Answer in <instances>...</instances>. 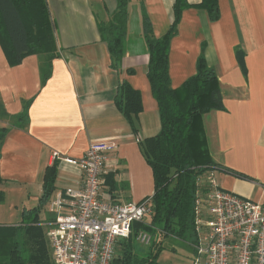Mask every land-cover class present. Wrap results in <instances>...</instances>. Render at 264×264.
I'll return each instance as SVG.
<instances>
[{"label": "crops", "instance_id": "0c3cea01", "mask_svg": "<svg viewBox=\"0 0 264 264\" xmlns=\"http://www.w3.org/2000/svg\"><path fill=\"white\" fill-rule=\"evenodd\" d=\"M47 2L59 50L50 67L46 55H32L20 65L10 66L0 45V129H7L0 141V185L20 190L36 207L48 166L56 164L55 192L76 186L81 171L67 159L79 160L91 143L112 142L117 150L108 160L106 185L112 188L113 198L140 202L151 197L154 176L140 141L158 134L161 122L147 77L149 53L142 20L148 15L155 36L164 35L173 19L174 0H141L139 15L134 16L135 30L128 16L124 55L118 64L99 29L111 19L117 0ZM95 4L102 6L104 20L97 18ZM219 6L221 17L216 22L197 9L183 13L171 41V82L173 88H180L195 75L198 57L204 51L208 66L218 75L225 106V111L203 117L209 151L218 167L212 171L222 189L263 202L264 0H219ZM239 46L245 51L246 74L237 60ZM47 69L50 77L43 84ZM123 81L142 96L143 112L136 132L115 105ZM25 107L30 121L28 128L22 129L16 117ZM47 211L48 203L43 212L51 218L42 212L43 226L54 220Z\"/></svg>", "mask_w": 264, "mask_h": 264}, {"label": "trees", "instance_id": "16d2710c", "mask_svg": "<svg viewBox=\"0 0 264 264\" xmlns=\"http://www.w3.org/2000/svg\"><path fill=\"white\" fill-rule=\"evenodd\" d=\"M130 1L117 0L111 19L101 23L99 28L116 64L124 55ZM188 9L206 12L210 22L221 17L219 0H200L198 3L174 0L171 25L164 35L157 37L150 18L143 15L142 35L149 53L147 77L161 122L158 134L140 141L142 154L153 171L155 189L148 198L154 207L146 221L134 224L132 235L118 247L111 264H160L162 238L170 235L184 237L191 245L196 242L194 202L197 182L206 172L218 168L209 151L203 117L212 111H225V106L218 75L208 66L204 51L198 57L196 74L180 88L172 86L169 70L171 41ZM0 45L10 66H18L32 55H46L50 67L52 60L59 56V50L47 0H0ZM236 56L246 74L242 47L236 48ZM48 69L43 84L50 77ZM128 72L133 73L132 70ZM115 105L133 130L138 131L139 115L143 112L140 91L123 81L118 87ZM16 121L19 128H28V107ZM6 132V128L0 129V141ZM56 175V164L48 166L43 173V193L38 206L25 208L17 224H0V264H54L41 213L56 190ZM141 230L151 236L150 244L153 243L145 257L138 255L141 243L137 236ZM156 235L160 236L158 242L153 240Z\"/></svg>", "mask_w": 264, "mask_h": 264}, {"label": "built area", "instance_id": "2783aa9c", "mask_svg": "<svg viewBox=\"0 0 264 264\" xmlns=\"http://www.w3.org/2000/svg\"><path fill=\"white\" fill-rule=\"evenodd\" d=\"M116 150L115 143L94 142L79 160L67 159L80 168L81 181L48 202L54 264H111L134 224L153 213L151 198L121 202L107 189L108 160ZM194 230L193 264H264V201L222 189L212 170L197 182ZM137 239L151 242L147 232Z\"/></svg>", "mask_w": 264, "mask_h": 264}, {"label": "rangeland", "instance_id": "374dc122", "mask_svg": "<svg viewBox=\"0 0 264 264\" xmlns=\"http://www.w3.org/2000/svg\"><path fill=\"white\" fill-rule=\"evenodd\" d=\"M139 1V3H138ZM131 0L128 6V12L131 17V27L134 28L137 25V21L134 22V16L139 15L140 12V4L141 0ZM101 4V2H99ZM97 18L99 20L105 19V12L103 11L102 6L98 7L95 4ZM137 11V12H136ZM14 190H10V186L0 185V224L5 225H14L17 224L21 219V213L25 208H33V204L29 202L26 198H23L22 193ZM47 204L45 205V207ZM48 212V211H47ZM45 216L50 220V215L48 213H44ZM46 218V219H47ZM49 223L47 222L44 225V231L48 238V231H49ZM145 231H139V234H144ZM139 242L140 240L137 239ZM154 241H160V236L156 235L153 238ZM141 243V242H140ZM151 244H144L138 247V255L140 257H145L148 253L152 250ZM163 250L159 255L158 261L160 264H191L190 262V255L193 251L191 244L189 241L184 237H178L174 235L167 236L162 238L161 244Z\"/></svg>", "mask_w": 264, "mask_h": 264}]
</instances>
